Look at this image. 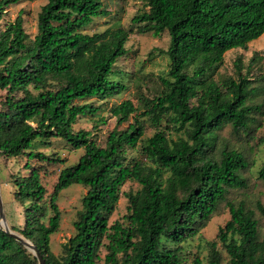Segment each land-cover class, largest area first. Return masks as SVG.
<instances>
[{
  "label": "trees",
  "instance_id": "1",
  "mask_svg": "<svg viewBox=\"0 0 264 264\" xmlns=\"http://www.w3.org/2000/svg\"><path fill=\"white\" fill-rule=\"evenodd\" d=\"M26 1L34 0H0V20L8 6ZM139 1L147 10L130 20L136 33L169 36L167 49L158 50L169 59L167 75L160 78L161 91L146 98L141 115L154 125L165 119L167 127L184 134L176 140L167 128L143 140L144 126L130 100L110 108L117 125L132 122L119 132L111 131L104 146L93 140L91 131L74 130L78 117L98 111L79 101L106 100L126 88L110 77L127 54L132 30L117 25L85 32L94 19L109 15L104 0H46L33 39L21 15L0 27V90L5 92L0 98V158L62 163L58 156L33 151L37 141L55 138L83 150L75 164L60 169L47 201L37 168L30 166L28 174L14 178L13 196L23 216L20 226L9 229L31 242L46 264H98L101 246L106 249L103 264H180L183 245L225 206L230 218L216 240L226 253V264H264L260 220L246 202L228 199L231 191L246 188L242 174L250 166L248 159L226 144L217 151L218 132L225 125L244 135L252 124L261 125L254 116L261 106L249 104L256 93L249 80L251 64L261 58L254 54L243 74L238 58L236 78L217 82L209 75L226 52L246 50L264 34V0ZM258 141L263 144L264 135ZM140 142L146 160H128L127 149ZM257 179L264 187V167ZM127 180L138 188L125 194L124 224L109 226L119 188ZM71 185L87 191L73 235L56 256L50 237L61 221L57 200ZM256 205L264 219V208ZM206 245L205 259L195 256L192 264H222L217 242ZM0 264L38 262L0 228Z\"/></svg>",
  "mask_w": 264,
  "mask_h": 264
},
{
  "label": "rangeland",
  "instance_id": "2",
  "mask_svg": "<svg viewBox=\"0 0 264 264\" xmlns=\"http://www.w3.org/2000/svg\"><path fill=\"white\" fill-rule=\"evenodd\" d=\"M45 3L46 0H34L8 6L0 20V27L13 22L18 15H21L25 32L30 39H33L37 31V15ZM103 4L109 15L94 19L85 32L92 34L117 25L126 30H132L125 45L128 50L127 54L117 61L115 69L118 72L110 77L111 80L124 84L126 88L119 95L106 100L79 101L78 103L93 104L98 107V111L93 116L78 117L74 130L91 131L93 140L99 146H104L105 140L111 131L119 132L125 129L129 122H132L130 119L127 123L117 125L116 118L110 113V108L122 101L130 100L136 107L135 114L140 115V121L144 126L143 140L150 137L156 130L166 128L174 140L178 137H185L182 132H176L171 125L167 127L165 119L161 121L160 125H154L147 116L141 115L147 99H153L161 91L160 78L166 76L169 69L168 57L158 51L159 49L166 50L169 45L167 32L159 35L136 33V27L131 24L130 20L135 14L147 10L139 0H104ZM254 54H257L261 59L258 63L251 64L249 80L251 87L256 88V93L249 104L261 106L260 111L254 114L257 122H260L261 125L252 124L250 126L251 131L247 135L242 132L234 133L228 125H225L218 132L217 151L222 144H226L228 148L237 149L247 157L250 166L242 174L247 186L243 189L231 191L228 199L232 202L240 200L246 202L247 206L254 211L255 217L260 220V231L264 232V219L256 205L258 203L264 208V187L257 179L258 170L264 167V143L261 144L258 141L264 135V34L257 40L250 42L246 50L234 49L226 52L222 63L215 66L209 75L217 82H221L228 77L236 78L237 72L235 71L234 62L240 58L243 64V74ZM4 94L5 92L0 90V98ZM141 143L135 149H127L126 157L128 160H146L141 151ZM33 151L42 152L49 157L58 156L63 162L49 164L37 160L29 161L26 157L16 159L0 158V194L8 227L11 225L17 227L22 224V208L13 196L15 177L28 174L30 166L37 168L41 183L46 189L45 198L47 201L60 169L75 164L83 154L82 149L74 150L59 138L44 143L37 141L34 143ZM26 163L29 164L28 167L25 166ZM148 163L150 164V162ZM167 175L166 171L164 176ZM137 188L138 184L132 180H127L120 186V196L109 218V226H112L115 222L124 224L123 217L126 214L128 205L125 194L129 191H135ZM86 191L87 188L84 186L71 185L59 194L57 204L61 211L60 226L58 231L50 237V250L56 256L61 255L63 244L73 235V222L77 211L81 208V201ZM49 215L50 213L46 212V217H49ZM229 218L228 208L221 206L218 212L200 229L199 234L183 245L180 264H192L195 256H199L204 260L207 255L206 244L213 240L217 242V247L221 251L222 264H226V253L222 249L221 243L216 240V236L219 229L225 225ZM103 242L104 244L109 243L108 239ZM105 254L106 249L101 246L99 250L101 260L98 264H103Z\"/></svg>",
  "mask_w": 264,
  "mask_h": 264
},
{
  "label": "water",
  "instance_id": "3",
  "mask_svg": "<svg viewBox=\"0 0 264 264\" xmlns=\"http://www.w3.org/2000/svg\"><path fill=\"white\" fill-rule=\"evenodd\" d=\"M0 228L3 231H5L6 233H8L14 240H16L17 242L22 244L25 248L30 250L33 253V255L36 257V260H37L38 264H46L44 259L42 258V256L38 252V250L36 249V247L31 242H29L28 240L24 239L22 236L13 233L9 229V227H8V225L6 223L5 215L3 213L1 194H0Z\"/></svg>",
  "mask_w": 264,
  "mask_h": 264
}]
</instances>
